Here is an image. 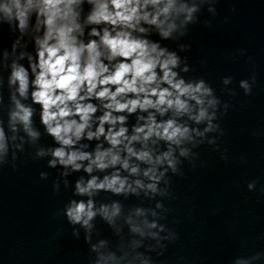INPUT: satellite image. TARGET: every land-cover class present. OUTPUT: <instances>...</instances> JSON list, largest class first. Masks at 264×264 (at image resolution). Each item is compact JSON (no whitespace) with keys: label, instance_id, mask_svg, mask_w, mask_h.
<instances>
[{"label":"water","instance_id":"1","mask_svg":"<svg viewBox=\"0 0 264 264\" xmlns=\"http://www.w3.org/2000/svg\"><path fill=\"white\" fill-rule=\"evenodd\" d=\"M178 3L196 6L192 20L169 39L154 28L146 38L176 52L181 68L190 66L180 73L186 81L202 78L212 87L220 101L213 124L220 128L198 137L195 146L185 145L189 157L177 151L178 171L168 169L157 192L94 193V210L101 205L111 209L115 202L120 213L110 224L97 212L90 229L65 216L72 200L89 199L75 194V182L81 177L86 182L89 174L68 170L65 177V169L48 167L51 157L36 152L55 147L52 138L42 135L32 143L21 130L17 136L24 140L10 142L0 161V264H264V0ZM83 8L86 16L89 6ZM183 18L181 14L177 23ZM36 35L35 14L21 33L15 20L0 13V120L9 136L15 90L8 84L11 65L27 67V54L35 55ZM34 126L40 128L38 114ZM205 126L197 127L203 131ZM111 171L92 175L103 178ZM121 175L130 183L150 182L142 174ZM133 226L143 234L133 232Z\"/></svg>","mask_w":264,"mask_h":264},{"label":"clouds","instance_id":"2","mask_svg":"<svg viewBox=\"0 0 264 264\" xmlns=\"http://www.w3.org/2000/svg\"><path fill=\"white\" fill-rule=\"evenodd\" d=\"M85 4L89 11L82 16ZM196 11V6L178 0L0 3V13L9 22L15 20L21 33L35 14L38 33L35 55L27 54V67L11 65L8 84L15 90L10 96L7 128L12 135H7L0 120V161L7 156L10 142L24 140L17 136L21 130L32 143L42 135L51 137L56 146L40 148L36 155L50 156L48 167L65 169L62 176H68V170H83L90 176L86 182L83 177L75 182V194L89 199L69 203L65 209L69 223L90 229L99 212L111 224L120 205L114 202L111 209L101 205L94 210L90 198L94 193L119 195L136 188L157 192L168 169L178 171L177 151L180 157H189L185 145L195 146L198 137L220 128L213 124L220 101L212 87L202 78L186 81L180 73L189 72L190 66L184 63L181 68L176 52L146 38L152 28L162 39L171 38ZM181 14L184 18L178 24ZM241 87L249 90L246 81H241ZM37 114L43 133L34 126ZM202 124L206 126L200 131L197 126ZM161 143L166 150H158ZM108 169L113 171L103 178L92 175ZM121 171L142 174L150 182L136 179L130 183ZM132 231L141 229L133 226Z\"/></svg>","mask_w":264,"mask_h":264}]
</instances>
